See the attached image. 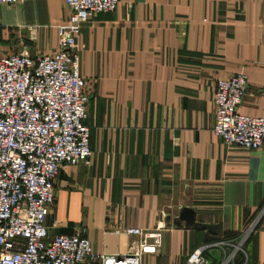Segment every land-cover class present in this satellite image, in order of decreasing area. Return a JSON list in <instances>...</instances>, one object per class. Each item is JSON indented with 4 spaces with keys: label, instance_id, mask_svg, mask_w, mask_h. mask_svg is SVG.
<instances>
[{
    "label": "crops",
    "instance_id": "crops-1",
    "mask_svg": "<svg viewBox=\"0 0 264 264\" xmlns=\"http://www.w3.org/2000/svg\"><path fill=\"white\" fill-rule=\"evenodd\" d=\"M68 16L63 0L0 5V59L22 43L33 58L53 55ZM78 47L91 163L61 166L49 239L83 231L97 254L122 257L138 242L127 229H159L143 264H186L200 248L205 264H222L220 243L254 222L230 264H264V140L246 151L212 133L217 84L238 73L248 78L238 112L264 118V0H120L82 27ZM183 209L215 232L187 226Z\"/></svg>",
    "mask_w": 264,
    "mask_h": 264
},
{
    "label": "built area",
    "instance_id": "built-area-1",
    "mask_svg": "<svg viewBox=\"0 0 264 264\" xmlns=\"http://www.w3.org/2000/svg\"><path fill=\"white\" fill-rule=\"evenodd\" d=\"M27 0H0L15 6ZM68 18L57 26V50L36 58L26 51L0 59V264H143L161 246V230L129 228L138 239L126 256L97 254L83 231L49 239L47 217L54 182L62 165L91 163L88 97L79 72L78 37L100 13H114L120 0H63ZM261 84L264 90V49ZM247 75L218 82L212 133L228 148L258 150L264 118L238 112L246 95ZM250 223L222 264H230L250 238ZM200 248L186 264H205Z\"/></svg>",
    "mask_w": 264,
    "mask_h": 264
},
{
    "label": "water",
    "instance_id": "water-1",
    "mask_svg": "<svg viewBox=\"0 0 264 264\" xmlns=\"http://www.w3.org/2000/svg\"><path fill=\"white\" fill-rule=\"evenodd\" d=\"M181 221L186 222L187 226L195 228V229H200V230H206L210 233L215 232V227L213 225H203V224H198L194 222V214L191 210L189 209H183L180 213L179 216Z\"/></svg>",
    "mask_w": 264,
    "mask_h": 264
},
{
    "label": "rangeland",
    "instance_id": "rangeland-1",
    "mask_svg": "<svg viewBox=\"0 0 264 264\" xmlns=\"http://www.w3.org/2000/svg\"><path fill=\"white\" fill-rule=\"evenodd\" d=\"M24 50H26L30 55H31V53H30V48L27 46V45H25L24 43H22V46H21V50H20V52H22V51H24ZM19 53V52H18ZM15 54H17V53H15ZM235 243V242H234ZM244 246V245H243ZM243 246H242V249H243ZM229 249V253L228 254H230L231 253V251H232V248H228ZM227 254V255H228Z\"/></svg>",
    "mask_w": 264,
    "mask_h": 264
}]
</instances>
